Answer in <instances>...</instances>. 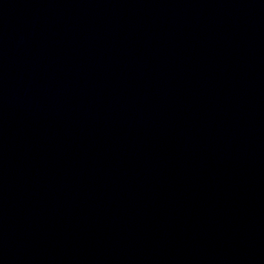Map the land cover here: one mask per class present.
<instances>
[{"label":"water","instance_id":"water-1","mask_svg":"<svg viewBox=\"0 0 264 264\" xmlns=\"http://www.w3.org/2000/svg\"><path fill=\"white\" fill-rule=\"evenodd\" d=\"M0 264H264V0H0Z\"/></svg>","mask_w":264,"mask_h":264}]
</instances>
